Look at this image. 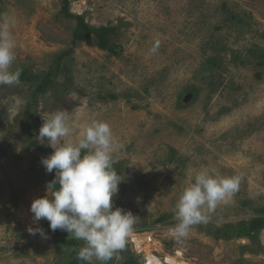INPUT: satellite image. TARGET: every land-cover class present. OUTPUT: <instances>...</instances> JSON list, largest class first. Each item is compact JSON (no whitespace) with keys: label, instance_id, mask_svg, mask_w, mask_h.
<instances>
[{"label":"rangeland","instance_id":"obj_1","mask_svg":"<svg viewBox=\"0 0 264 264\" xmlns=\"http://www.w3.org/2000/svg\"><path fill=\"white\" fill-rule=\"evenodd\" d=\"M69 3L89 25L115 26L106 48L94 34L75 39L79 20L63 0H0V16L16 21L13 69L38 77L0 86V264L71 259L69 233L34 223L30 211L51 176L41 160L52 148L37 137L57 110L77 131L110 124L123 145L114 206L137 216L133 232H153L154 251L181 264H264V227L247 228L264 214V0ZM204 167L240 175L239 190L177 240L175 205ZM130 252L137 256L127 240L108 264Z\"/></svg>","mask_w":264,"mask_h":264},{"label":"clouds","instance_id":"obj_2","mask_svg":"<svg viewBox=\"0 0 264 264\" xmlns=\"http://www.w3.org/2000/svg\"><path fill=\"white\" fill-rule=\"evenodd\" d=\"M15 18L0 16V86L20 83L21 69L15 68L17 42L11 31ZM159 41L151 48L159 49ZM53 151L42 158L47 173L55 172L47 182L45 195L35 198L30 206L33 221L46 219L52 231H66L82 241L77 258L87 264H108L125 249L134 231L137 216L131 210L115 207L113 197L122 181L114 165L123 145L107 121L92 120L82 130H74L66 110L44 116L37 137ZM240 175H222L214 167L198 171L182 191L175 205L171 234L186 238L192 226L207 223L209 214L226 204L239 190ZM32 235L45 236L40 227H29Z\"/></svg>","mask_w":264,"mask_h":264},{"label":"trees","instance_id":"obj_3","mask_svg":"<svg viewBox=\"0 0 264 264\" xmlns=\"http://www.w3.org/2000/svg\"><path fill=\"white\" fill-rule=\"evenodd\" d=\"M63 11L66 15L72 17H76L79 20V25L77 28V32L75 35V39H79V40H83V39H87L91 34H94L98 37L99 39V45L103 48H106L108 46V44L110 43V34L114 33L116 28L115 26H92L89 25L88 23L85 22V19L83 16L81 15H76L73 14L70 11V3L69 0H63ZM62 57V56H60ZM58 62L60 61L59 59L57 60ZM14 70V69H13ZM38 79V77L34 74H32L31 72H29L28 70H22L21 71V75H20V81L25 82V81H33ZM51 80H44L41 82V84L39 85V90L40 91H44L46 88V85L50 84ZM30 111L26 112V117L28 118V120L31 117V114L29 113ZM46 150L48 152V154H50L52 152V149H43ZM55 176V172L51 173L50 176V181L54 178ZM264 227V214L260 215L259 217L254 218L249 224L248 227L250 231L254 232L256 230H260ZM65 233H68L66 231H63ZM82 246V243H80L78 240H71L70 242V247H71V259L69 260L68 264H86L85 261H81L77 258V253L79 248ZM124 264H139L138 262V258L132 253L130 252L129 257L126 259V261L124 262Z\"/></svg>","mask_w":264,"mask_h":264},{"label":"built area","instance_id":"obj_4","mask_svg":"<svg viewBox=\"0 0 264 264\" xmlns=\"http://www.w3.org/2000/svg\"><path fill=\"white\" fill-rule=\"evenodd\" d=\"M145 233L144 235H142ZM133 232L131 236L128 238L129 244L131 245V250H135L136 257L138 258L139 264H174L171 260L172 255L170 254H160L156 251H152V253H147L144 249L146 244L149 243L152 248L155 241H154V234L152 231L146 232ZM140 234V235H139ZM146 235V236H145ZM143 236L144 240L140 238Z\"/></svg>","mask_w":264,"mask_h":264},{"label":"bare ground","instance_id":"obj_5","mask_svg":"<svg viewBox=\"0 0 264 264\" xmlns=\"http://www.w3.org/2000/svg\"><path fill=\"white\" fill-rule=\"evenodd\" d=\"M145 233H143L142 235H144ZM140 235V234H139ZM146 236V235H145ZM140 238L142 239V240H144V238H143V236H140ZM147 246H145L144 247V249H145V251L147 252V253H152V251L154 250V249H152V246L149 244V243H147L146 244ZM178 254H180V253H178ZM172 260V262L174 263V264H181V261L180 260H178V258L176 257H172L171 258Z\"/></svg>","mask_w":264,"mask_h":264}]
</instances>
